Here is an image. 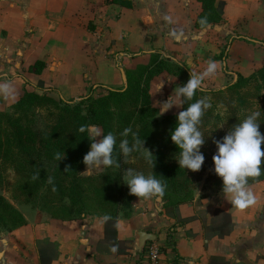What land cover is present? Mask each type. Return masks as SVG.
<instances>
[{"label":"crops","instance_id":"crops-1","mask_svg":"<svg viewBox=\"0 0 264 264\" xmlns=\"http://www.w3.org/2000/svg\"><path fill=\"white\" fill-rule=\"evenodd\" d=\"M109 1L0 0V112L22 96L27 83H42L52 89L49 97L65 100L84 96L92 86L123 88L113 57L124 74L148 63V55L141 52L159 50L196 74L200 87L212 90L232 82L229 75L251 74L264 61V0H216L224 5L222 21L204 30L194 28L200 12L196 0H132V9ZM36 61L45 63L39 75L28 71ZM158 84L161 99L152 101L154 106L160 115L178 114L176 79L156 77L150 93ZM168 85L174 90L171 99ZM263 190L264 181L194 199L175 210L178 220L193 219L185 225L164 215L161 206L137 199L130 214L117 220V239L127 248L121 255L101 242L98 217L61 222L43 214L27 216L26 226L0 238V264H39L38 247L46 244L57 247L51 264H137L138 232L155 237L163 250L162 264H209L211 258L226 264H264ZM216 211L231 217L230 232L222 239L207 229L216 222Z\"/></svg>","mask_w":264,"mask_h":264},{"label":"trees","instance_id":"trees-1","mask_svg":"<svg viewBox=\"0 0 264 264\" xmlns=\"http://www.w3.org/2000/svg\"><path fill=\"white\" fill-rule=\"evenodd\" d=\"M196 1L200 4V12L194 23L195 29L211 28L222 21L223 3L216 4V0ZM108 4L124 9H132L133 5L132 0H110ZM231 41L232 39L228 43ZM225 53L226 48L223 49L220 60L225 58ZM141 54L148 55V63L124 71L126 82L123 88L92 86L87 95L78 102L60 97L56 101L47 95L52 89L45 88L42 83L36 86L27 83L22 96L8 108L9 112H0V158H8L11 145L14 144L10 139L12 133L3 128L8 127L12 132L19 131L16 137V143L18 142L16 149L19 153L14 162H17L16 170L21 175L19 190L26 196V199H32L33 204L39 201L41 211L51 220L72 222L90 216L100 218L103 224L101 242L108 245L118 255L124 254L127 248L125 243L117 239V220L121 213L124 216L129 215L125 212L131 209L130 205H132V195L128 194L124 199L122 188V148L128 149L126 142L130 140L129 135L135 126H137L135 140L141 144L152 141L157 133L164 129L177 137L184 136V125L192 117L196 96L200 91L196 74L184 64L169 57L163 58L159 50L141 52ZM116 66L122 71L119 64L116 63ZM44 68V62L36 61L28 71L39 75ZM261 70L264 75V64ZM161 74L178 80L181 109L176 115L158 120V110L151 103L149 85L155 77ZM246 81L244 77L236 73L235 80L223 89L207 92L222 93L240 87ZM97 88H101L104 94L94 98L93 92ZM41 109L54 118L51 133L58 132L62 140L55 158L58 159L62 155L66 158L65 169L61 175L50 179L51 181L48 180V172L43 162V157L47 158L49 152L40 153L36 150L35 145L38 138L31 137L34 136L30 132V125L33 121L27 119L28 115L33 117L32 112ZM24 118L26 122L23 125ZM22 126L23 130H21ZM90 128L101 130V145L105 151V161L101 173L84 177L81 172L86 166L89 151L94 143L89 135ZM240 137V134L236 135L235 140H239ZM176 154L182 155L179 151H176ZM151 169V182L156 183V186L164 192L163 214L183 225L191 222L193 219L178 220L175 215L177 207L191 200L189 197L179 195L186 192L187 185L182 184L184 189L176 187L175 176L163 156L158 153L151 158ZM249 172L239 170L233 176L226 175L223 183L226 185L223 187L225 192L250 187L264 181V163L258 169H251ZM216 215L218 217L216 222L207 229L215 233L217 238L222 239L230 232L231 217L223 211H216ZM26 224L25 217L0 195V237ZM167 240L174 252L173 232H168ZM160 251L163 252L161 248ZM135 253L139 259L137 264H144L141 261L144 250L140 253L135 251ZM57 255V247L54 244L38 247L39 264H51ZM220 262L218 258L209 260V264H226Z\"/></svg>","mask_w":264,"mask_h":264},{"label":"rangeland","instance_id":"rangeland-1","mask_svg":"<svg viewBox=\"0 0 264 264\" xmlns=\"http://www.w3.org/2000/svg\"><path fill=\"white\" fill-rule=\"evenodd\" d=\"M165 57L163 55V58ZM113 60L120 64V60L114 59V57ZM263 64L264 61L251 74L241 75L247 81L240 87L218 94L208 93L207 91L216 90H212L207 85L200 87L192 117L184 125L185 135L182 137H177L164 129L157 133L152 141L141 144L135 140L137 126L133 127L129 135L130 140L126 142L128 149L122 148L124 199L127 198L128 194H131L132 204L137 199L143 198L154 205L163 207L164 192L159 186H156V183L151 182V158L157 153L163 156L170 167L176 178V187L184 189L182 184L187 185L186 192L179 195L191 198L189 203L194 199L197 201L210 199L225 192L223 187L226 185L223 183L226 180V175L233 176L239 170L250 173L251 169L261 167L264 163V75L261 70ZM161 75L169 78L166 74ZM228 78L232 82L235 80L230 75ZM176 81L178 83L177 79ZM160 88L161 85L158 84L150 93L149 85V95L153 106L152 101L157 103L161 99L159 96ZM88 91L89 89L84 96L73 100L78 102L87 95ZM166 92L169 93L168 98L171 99L174 95L172 85L167 86ZM103 94V90H95L93 97L97 98ZM53 99L58 101V98ZM8 110L7 108L2 113H8ZM157 110L158 120L170 116V114L160 115L159 109ZM112 112L115 113L113 110ZM31 115L33 117L28 115L27 118L33 121V124L30 125V132L34 136L31 137L38 138L35 145L37 151L40 153L49 152L47 158L43 157V162L48 172V180H52L53 177L61 175L65 169V156L55 158L59 143H62V140L58 132L51 133V129L54 127V118L47 111L36 110ZM25 120L26 118L23 119V125ZM3 129L12 133L10 139L14 144L11 145L8 158H0V195L24 217L35 214L45 215L41 211L39 201L33 204L32 199H26V196L19 190L21 175L16 170L17 162H14L19 153V150L16 149L18 145L16 137L19 131L12 132L8 127ZM21 130H23V126ZM238 134L241 137L236 141L235 137ZM89 135L94 143L89 151L86 166L81 172L84 177L101 173L105 161V151L101 145V130L90 128ZM176 151L182 155L178 156ZM130 206L132 208V205ZM130 212L131 209L127 210L125 214H130Z\"/></svg>","mask_w":264,"mask_h":264},{"label":"built area","instance_id":"built-area-1","mask_svg":"<svg viewBox=\"0 0 264 264\" xmlns=\"http://www.w3.org/2000/svg\"><path fill=\"white\" fill-rule=\"evenodd\" d=\"M161 251L157 243L152 242L146 244L143 254L144 264H162L160 261Z\"/></svg>","mask_w":264,"mask_h":264},{"label":"water","instance_id":"water-1","mask_svg":"<svg viewBox=\"0 0 264 264\" xmlns=\"http://www.w3.org/2000/svg\"><path fill=\"white\" fill-rule=\"evenodd\" d=\"M225 65V64H224ZM122 73V80L125 84L126 79L124 77L123 72ZM155 242V237L153 235H150L145 232H138L137 233V246H136V252L140 253L144 250L146 244Z\"/></svg>","mask_w":264,"mask_h":264}]
</instances>
